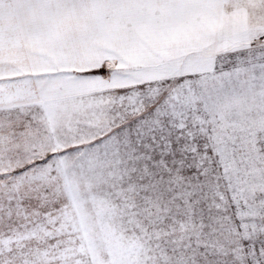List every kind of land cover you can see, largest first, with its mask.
<instances>
[{"label": "snow or ice", "instance_id": "1", "mask_svg": "<svg viewBox=\"0 0 264 264\" xmlns=\"http://www.w3.org/2000/svg\"><path fill=\"white\" fill-rule=\"evenodd\" d=\"M0 264H264V0H0Z\"/></svg>", "mask_w": 264, "mask_h": 264}]
</instances>
